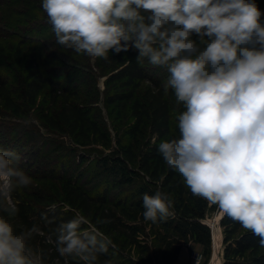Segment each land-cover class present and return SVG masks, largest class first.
Returning <instances> with one entry per match:
<instances>
[{"label": "clouds", "instance_id": "1", "mask_svg": "<svg viewBox=\"0 0 264 264\" xmlns=\"http://www.w3.org/2000/svg\"><path fill=\"white\" fill-rule=\"evenodd\" d=\"M42 9L64 48L103 59L134 48L138 62L167 69L164 91L184 110L179 138L159 142L158 153L193 196L264 246V23L255 0H42ZM20 159L0 150V264H45L44 249L33 243L44 234L41 224L15 223L16 193L33 183ZM173 204L167 192L144 194V220H166ZM40 219L55 224V217ZM86 224L75 215L46 239L60 257L97 264L113 242L94 226L82 229Z\"/></svg>", "mask_w": 264, "mask_h": 264}, {"label": "trees", "instance_id": "2", "mask_svg": "<svg viewBox=\"0 0 264 264\" xmlns=\"http://www.w3.org/2000/svg\"><path fill=\"white\" fill-rule=\"evenodd\" d=\"M54 37L55 33L42 9V0H0V106L16 115L27 114L26 105L16 98L10 86L20 79L29 106L35 105L38 97L47 91L49 110L42 113V118L49 127L82 145L100 142L112 148V136L94 117L81 94L82 88L64 85L60 78L47 72L44 56L34 49L45 39ZM191 39L199 47H204L199 36L194 34ZM109 54L106 63L109 61L113 70L106 80L107 84L120 81L127 88L108 94L107 103L133 100L134 129L139 131L146 122L150 125V137L138 150L126 144L101 159V165L117 175L115 187L125 186L126 193L110 196L108 188L93 193L80 184L78 177L62 173L63 202L45 198L42 202L49 201L50 206L37 207L19 191L16 198L20 201V212L15 223L30 227L35 220L41 224L44 229L41 236L45 240V264H82L78 258L60 257L56 251H51L55 247L46 239V234L53 231L56 225L73 219L75 215L85 216L113 242L108 252L99 256L97 264H177L184 245L191 243L202 244L209 252L213 229L205 219L210 203L193 196L183 177L166 165L157 150L159 141L164 137L168 136L169 140L179 138V134L172 131V101H176L173 91L169 89L165 92V83L151 65L137 61L136 49L119 54L110 50ZM16 66L20 67L22 74L20 78H11L9 71ZM145 82L151 83V86L144 87ZM153 137H156L155 141ZM141 175L149 180H135ZM142 184L151 186L154 195L157 190L169 193L174 202L173 215L156 223L145 221L143 195H150L151 192H147L146 188L144 190ZM132 185L138 186L132 188ZM42 214L55 217V224L46 227L40 219ZM102 219H109L111 223L101 224ZM221 224L225 243L222 264H264V246L260 245L258 237L226 216H222ZM88 227L86 224L82 229ZM128 245L136 248V262L123 253Z\"/></svg>", "mask_w": 264, "mask_h": 264}, {"label": "rangeland", "instance_id": "3", "mask_svg": "<svg viewBox=\"0 0 264 264\" xmlns=\"http://www.w3.org/2000/svg\"><path fill=\"white\" fill-rule=\"evenodd\" d=\"M255 2L262 12L261 21L264 23V0H255ZM29 47L33 48L32 45ZM35 47L37 53H41L45 58L47 72L60 78L64 85L82 88L81 94L84 100L92 109L94 117L98 119L102 128L112 136L113 146L107 148L100 142L82 145L73 141L68 135L49 127L42 118V113L49 110L50 99L47 91L38 97L35 105L29 106L24 96L23 81L15 80L10 86L14 89L16 98L26 105L27 114L16 115L0 106V150L7 149L18 153L21 157L18 167L33 179L32 185L28 189L21 190V193L27 201L37 207L50 206L49 201L42 202L45 198H55L59 202H63L64 194L61 191L60 174L66 173L78 177L80 184L93 193L108 188L110 196L124 195L126 187H115L114 181L118 180L115 179L117 175L112 174L108 168L101 165V159L106 155L114 154L117 147L126 144H131L138 150L143 142L150 137L149 122L141 125L139 131L134 129L136 118L131 111L133 100L107 103L108 94L127 88L120 81L107 84L106 80L113 70V67L108 64L109 61L106 63L107 59L90 58L64 48L56 43V37L45 39L43 44L40 43ZM142 61L149 64L146 59ZM151 67L156 74L160 75L159 79L166 83L169 76L167 69L162 66L151 65ZM9 72L11 78H20V74H22L18 66ZM147 86H151V83L145 82L144 87ZM172 108V131L179 134L177 118L184 109L182 105H177L176 101H172ZM155 140L156 137H153V141ZM163 140H169V137L166 136L159 142ZM135 180L149 179L141 175ZM135 186L138 185H132V188ZM141 186H144V190L146 188L147 192H151L150 195H154V189L151 186L145 184ZM210 205L211 208L208 210L205 221L211 225L213 231L214 228L217 230L219 228L218 234L220 235L216 240L218 242L216 243L213 238L208 249L209 252H207L206 246L198 249L194 248L195 244L193 243L185 244L177 264H193V255L199 253L204 255L200 264L223 263L225 248L224 228L221 224L223 214L218 210V206ZM87 221L89 227L97 228L92 222ZM36 240L33 243L45 250V240L42 236L37 237ZM51 251L55 252L54 249ZM136 252V248L129 245L123 250V253L134 262L137 261Z\"/></svg>", "mask_w": 264, "mask_h": 264}, {"label": "built area", "instance_id": "4", "mask_svg": "<svg viewBox=\"0 0 264 264\" xmlns=\"http://www.w3.org/2000/svg\"><path fill=\"white\" fill-rule=\"evenodd\" d=\"M203 254L202 253H199L197 255H193V264H200L201 260L203 259Z\"/></svg>", "mask_w": 264, "mask_h": 264}, {"label": "bare ground", "instance_id": "5", "mask_svg": "<svg viewBox=\"0 0 264 264\" xmlns=\"http://www.w3.org/2000/svg\"><path fill=\"white\" fill-rule=\"evenodd\" d=\"M219 219H220V217H219ZM214 226V225H213ZM215 226H216V224H215ZM218 227V226H217ZM220 227V226H219ZM218 231H219V228H218V230L217 229H215L214 228V231H213V238H214V241L216 242V240L218 239L217 237H218V235H220V234H218ZM221 231V230H220ZM222 235V234H221ZM218 242V241H217ZM216 242V243H217Z\"/></svg>", "mask_w": 264, "mask_h": 264}, {"label": "crops", "instance_id": "6", "mask_svg": "<svg viewBox=\"0 0 264 264\" xmlns=\"http://www.w3.org/2000/svg\"><path fill=\"white\" fill-rule=\"evenodd\" d=\"M203 245L202 244H197V243H195V246H194V248L196 247V248H198V249H200V247H202ZM184 248V247H183ZM182 251H183V249H182ZM181 251V252H182Z\"/></svg>", "mask_w": 264, "mask_h": 264}]
</instances>
